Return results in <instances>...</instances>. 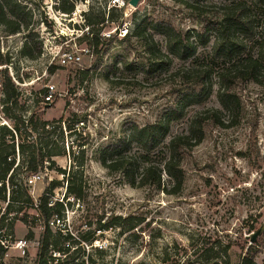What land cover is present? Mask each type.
Here are the masks:
<instances>
[{
    "label": "rangeland",
    "instance_id": "rangeland-1",
    "mask_svg": "<svg viewBox=\"0 0 264 264\" xmlns=\"http://www.w3.org/2000/svg\"><path fill=\"white\" fill-rule=\"evenodd\" d=\"M231 1L235 0H139L134 6L129 0H77L74 10L66 14L58 10L56 0H17L25 6L27 27L9 33L0 24V55L8 60L0 65V83L6 68L19 91L10 112L22 118L32 114L35 121L49 122L45 129L26 130L23 141L28 150L47 141V148L59 154L53 156V168L45 166L30 175L23 166L17 136L14 140L5 136L4 144L0 139V150L14 158L13 187L23 193V200L27 191L34 202L44 194L52 202H63L62 216H58L61 221L52 231L85 237L70 245L69 252L78 246L73 264H191L201 249L215 240L233 242L229 257L231 264H238L251 244V234L261 225L253 242L254 260L264 264V94L256 84L244 88L247 105L238 125L206 124L202 141L184 156L185 178L177 193L117 182L96 160L94 151L123 124H142L162 115L178 98L180 84L172 71L188 62L163 56L153 63L151 73L125 69L119 58L145 62L147 53L135 37L123 39L119 28L126 27L131 34L147 16L169 21L182 30L200 28L204 18ZM101 13L105 16L102 23L98 21ZM87 19L94 22L102 42L97 50L90 47L88 39H77L86 33L83 24ZM153 38L163 47L161 35ZM25 42L32 56L21 52ZM64 53L80 58L63 62ZM43 91L51 96L46 103ZM216 91L213 86L207 100L189 106L181 119L171 123L170 134L186 130L195 112L220 108ZM13 123L0 106V125L12 128ZM68 125L74 129L68 130ZM2 133L0 130V136ZM79 148L85 150L83 165L72 168L82 170L76 173L83 186L82 199L65 192V179L57 169H71ZM51 180L60 184L53 188ZM0 188V220L10 217L15 237L27 239L32 231L29 240L35 242L26 257L19 258L11 251V257L1 264H36L42 231L38 214L33 205H23L20 210L14 205L7 210L11 180L5 179ZM114 215L143 220L131 230L113 227L97 231L100 217L103 221Z\"/></svg>",
    "mask_w": 264,
    "mask_h": 264
},
{
    "label": "trees",
    "instance_id": "trees-1",
    "mask_svg": "<svg viewBox=\"0 0 264 264\" xmlns=\"http://www.w3.org/2000/svg\"><path fill=\"white\" fill-rule=\"evenodd\" d=\"M77 0H56L58 10L70 14L74 10ZM100 23L105 21L103 13L98 16ZM200 28L182 30L172 23L155 17H144L135 25L131 34L124 35L123 39L135 37L143 43L147 53L145 62H128L123 58L119 61L123 68L135 71L140 70L151 73L153 63L163 56L176 58L187 64L176 67L172 74L179 80L178 98L167 105L163 114L153 121L142 124L127 122L120 131L110 136L108 140L97 146L96 160L108 175L114 176L119 183L132 187H151L168 193H177L181 190L185 174L182 161L186 153L199 144L204 138L205 126L212 123L221 127L238 125L243 118L246 108V98L243 93L248 83H254L264 94V0H235L221 6L217 11L203 19ZM0 24L9 33L27 27L25 6L17 0H0ZM87 28L78 40L88 39L90 47L95 50L102 44L95 24L87 19ZM148 31V32H147ZM159 34L164 38V45H158L153 38ZM115 34L109 38V43ZM32 40V34H28ZM27 41V40H26ZM28 42L21 52L31 55ZM153 59V60H152ZM0 55V65L6 63ZM217 87L216 95L220 103L218 107L203 108L189 118L186 130L170 134V125L173 121L181 119L186 109L192 105L202 104ZM45 90V89H44ZM1 111L14 119L13 127L0 125L3 131L0 136L4 144L5 136L14 140L18 137L19 152L23 156V166L28 174H35L45 166L54 167V155L47 148V141L34 150H28L24 143V132L45 129L48 121H35L32 114L22 118L15 115L10 109L16 105L19 91L6 68L1 72L0 83ZM42 98L48 102L51 96L43 91ZM248 97V95L246 96ZM74 129L68 125V130ZM84 148H79L77 155L73 156L74 164L71 169L57 168L65 179V192L72 198H83L81 178L76 175L82 170L72 168L74 165L82 166L84 162ZM11 154L0 150V183L5 179L11 180L12 192L8 197L6 208L16 207L20 210L23 205H33L40 220L42 231L38 237V251L36 264H73L76 259L78 246L71 252L70 245L79 244L85 240L81 235L74 238L72 234H62L61 231L53 232L49 220L53 216H62V201H51L49 195L44 194L34 202L32 196L25 191L26 199L23 200L21 192L13 186L12 165L14 158ZM22 166V164H21ZM11 171L8 178V172ZM167 178L168 180L165 181ZM60 184L59 180H51L54 188ZM168 187V188H166ZM1 190L3 188H0ZM1 198H5L2 195ZM69 203V200L65 203ZM23 222L26 219L21 218ZM143 219L133 215H114L97 221V231L113 227H124L131 230L137 227ZM34 236L32 231L27 234L28 239ZM94 238V237H93ZM233 242L215 240L209 246L201 249L191 261V264H231L229 249ZM246 250L238 264H257L254 260L256 245L254 243L245 247ZM65 254L57 256V254ZM75 264H85L75 263Z\"/></svg>",
    "mask_w": 264,
    "mask_h": 264
},
{
    "label": "built area",
    "instance_id": "built-area-1",
    "mask_svg": "<svg viewBox=\"0 0 264 264\" xmlns=\"http://www.w3.org/2000/svg\"><path fill=\"white\" fill-rule=\"evenodd\" d=\"M118 0H114L116 2ZM128 32V29L126 27H120L119 28V34L120 35H126ZM80 57L78 55H75L74 53H64L62 61H69V60H78ZM50 90L53 89V86H49ZM8 200V199H7ZM7 204V202H6ZM5 220V219H4ZM0 220V264L1 262H6L8 258L11 256V251H14L17 255V257L22 258L26 257V253L31 247V245L35 244V242L29 240L28 238H20L15 237L13 233V229L10 224V217L8 220L4 221ZM61 221L60 217L53 216L49 220L50 227H57L59 222ZM4 229L6 232H4ZM38 244V242H37Z\"/></svg>",
    "mask_w": 264,
    "mask_h": 264
},
{
    "label": "water",
    "instance_id": "water-1",
    "mask_svg": "<svg viewBox=\"0 0 264 264\" xmlns=\"http://www.w3.org/2000/svg\"><path fill=\"white\" fill-rule=\"evenodd\" d=\"M139 0H129V3L132 4V5H137ZM262 229V225L256 230V232L252 233L251 234V237H250V243L252 244L253 242H255V237H256V234L258 232H260Z\"/></svg>",
    "mask_w": 264,
    "mask_h": 264
}]
</instances>
